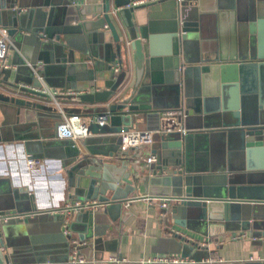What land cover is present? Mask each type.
<instances>
[{
	"label": "water",
	"instance_id": "95a60500",
	"mask_svg": "<svg viewBox=\"0 0 264 264\" xmlns=\"http://www.w3.org/2000/svg\"><path fill=\"white\" fill-rule=\"evenodd\" d=\"M78 1L81 0H0V27L24 56L19 63L11 62L12 70L3 65L0 67V84L16 90L19 89L16 80L19 78L23 85L32 89H23V92L46 102L49 96L41 92L43 85L66 91L88 90L65 97L89 107L84 112L65 108L60 111L52 104L14 98L0 92V112L6 105L15 107L17 114L23 112L24 129L18 131L20 135H13L16 138L11 141L24 142L26 158L43 160L48 157L50 147L58 148L62 152L59 159L63 161L73 198L80 202L96 201L103 206L101 210L81 211L70 218V233H79L78 226L83 227L76 240L61 231L66 246L65 264L71 260V243L78 244L76 252L81 256V245L98 236L87 234L90 226L105 214L107 226L114 224L122 203H131L125 192L135 194L140 183L148 189L149 195L176 200L169 211L162 210V222L167 221L169 214L172 227L203 236L220 227L222 231L216 234L218 237H241L246 233L249 239L262 244L264 33L255 37L253 25L260 19L258 24L264 27L261 21L264 0H183L180 4L166 0L168 3L160 5L164 0L138 6H131L135 0H102L96 14L92 12L98 17L90 21L86 20L85 13L91 9L81 10ZM193 2L197 6H193ZM203 2L207 4L204 6ZM21 6L26 8L25 11ZM158 8H171L169 17L173 20L168 33L161 37L150 35V21ZM210 11H220L232 22L239 21L241 36L236 49L227 54L218 56L207 52L206 56L197 58L192 48L199 32L200 13ZM60 15L66 17V23L59 22L57 17ZM99 31L106 32L110 38V43L102 46V53L96 47V44L102 45ZM76 37L94 44L96 50L93 52L80 46ZM158 40L165 48L162 52L156 50ZM129 51L134 76L131 85L127 81V71L123 69ZM37 62L43 64L42 69H38ZM87 63L93 64V68L89 70ZM160 63L161 80L154 73ZM114 64L120 69L117 74L112 68ZM79 70L84 74L80 77L82 86L75 81ZM256 75L260 76L261 85L258 97L253 98L245 93L251 92L250 81ZM209 81L221 84L222 98L220 103L217 99L209 109L205 106L200 110L196 105L201 96L191 95L190 86L195 83L197 89L198 83ZM108 102L110 106L106 107ZM166 109L185 112L176 123L159 121L152 151L157 155L154 168L159 175L153 171L150 180L131 174L124 163L120 166L111 163L114 158L121 160L122 155L120 151H115V155L103 151L101 145L105 141L88 139L110 134L121 146L122 134L141 126L142 121L148 124L151 118L161 119L159 116ZM63 116L86 119L89 136L78 141L71 138ZM46 118L55 121L52 136L40 135L34 130L42 128ZM100 118H107L108 123L100 124ZM168 124H172L170 131L165 130ZM4 133L0 126V143H10ZM48 139L61 140L54 145L44 144ZM211 156L212 159L215 157V166L211 164ZM120 182L125 185L123 194L118 187ZM24 201L16 197L14 191L0 195V264H45L56 252L44 250L26 254L10 250L12 238L27 232L38 216L48 214L39 215L32 209L23 208ZM100 211L104 215H100ZM57 212L54 217L62 226L66 217ZM112 212L116 213V218ZM170 233L171 237L162 238L163 254L190 258L193 264H203V260L210 257L208 249L200 246L198 241L178 232ZM118 257L122 262L121 254Z\"/></svg>",
	"mask_w": 264,
	"mask_h": 264
},
{
	"label": "crops",
	"instance_id": "0c3cea01",
	"mask_svg": "<svg viewBox=\"0 0 264 264\" xmlns=\"http://www.w3.org/2000/svg\"><path fill=\"white\" fill-rule=\"evenodd\" d=\"M166 3L168 2L165 0L160 3V5H165ZM194 3L195 2H193L192 5L197 6ZM77 4L83 11H87V9L89 11V9H91V12L85 13V18L87 17L86 20L90 21L98 17L97 15L93 16V14H96L97 9L101 7L102 0H81L78 1ZM206 4L207 2H203L204 6ZM189 5H191V2H189ZM21 7L22 11H25L26 8L24 6ZM200 8L203 9V6H200ZM170 13L171 8H158L154 12V16L150 21V29L152 31L151 34L149 33L150 35L161 37L168 33L167 30L171 27L173 21L169 17ZM57 19L60 20L59 22H67L66 17L61 15L57 17ZM258 20L260 19H256L253 25L255 37L258 36V33L261 35L264 33V27L259 26L258 23L260 21ZM261 21L264 22V17L261 18ZM239 29V21L232 22L231 18L226 17V15H223L220 11L216 13L213 11L200 13L199 32H197L196 44L192 48L194 55L197 56V58H201L206 56L207 52H211L220 56L227 54L232 51V49H236L239 43V36H241V31L239 32ZM260 30H262V32H260ZM99 34L102 35L100 38L102 45L99 47V44H96V47L99 49L100 53H102V46L109 44L110 38L106 32L99 31ZM76 42L80 46L84 45L88 47L90 50H93V52L96 50L94 44L88 41H80L76 37ZM156 50L158 52L165 50V48H162L160 40L157 41ZM105 54L104 52V55ZM21 59H24V56L15 49L13 41L8 38V53L6 60L3 62L4 66L8 70H12L11 62L14 61L19 63ZM87 64L89 70L93 68V64ZM0 67H3L2 63H0ZM37 67L38 69H42L43 64L37 62ZM112 68L115 73V68L119 67L117 64H114ZM123 69L127 71V81L128 84L131 85L134 81V76L130 51L124 60ZM79 72L80 73L77 72L76 74L77 78L75 77V81H78L77 84L82 86V82L80 81L81 78L84 77V74L82 70H79ZM154 73L156 78L159 80L162 79L161 63ZM22 78H25V76ZM16 80L19 82V85H23L21 79L18 78ZM250 82H252V84L250 83V85H252L251 92L245 94L257 98L259 95V86L261 85L260 76L256 75L252 77ZM99 86H101V84ZM7 90L9 91L10 89L0 84V92H6ZM77 90L82 91L80 88ZM87 91L88 90L83 89V92ZM190 93L191 95L198 94L201 96L198 97L199 103L196 107L203 110L205 106L209 109L211 105H214L213 102L215 103L217 99H219L220 103L223 91L220 83L216 84L215 82L209 81L198 83L197 89L196 84L192 83L190 86ZM32 101L45 104L43 99L35 96L32 97ZM58 101L61 108L59 109L60 111L65 108L73 112H84V110L89 108L74 99L59 98ZM166 111H168V109H166ZM189 111L192 112V110ZM159 118H161V115ZM45 120L46 121L42 124V128H39L38 131L37 128H34V130L39 132L40 135L52 136L55 130V121L49 118ZM161 120L162 119L157 120V117H154L149 120L148 124L142 121L141 126L132 129V131H151L155 135L158 133L155 129ZM83 122H86V120L83 119ZM0 126L6 132L4 133L5 139L10 142L0 143V195L14 191L16 197L25 200L23 208L32 209L39 215L48 212L47 216H38L23 235H17L12 238L13 242L10 250H15L17 252L20 250L19 252H24L26 254H34L35 252L44 250H56L51 256L52 260H46L45 264H65L64 256L66 253V246L64 240L61 238L63 237L61 234L62 226H60V221L55 219L54 214L62 209L66 203H73L78 199L73 198V190L69 186L62 163L63 161L59 159L61 158L62 152H59L60 150L56 147H50L48 150L49 155H47V158L41 160L42 165L40 167L27 168L25 163L26 155L24 142L21 140H14L16 137H12L13 135H20L18 131L24 129L25 120L23 112L21 111L17 114L15 107L11 105L4 106V111L0 112ZM12 127L15 128L16 131H12ZM12 138H14L13 141H11ZM88 139L91 142L105 141V143H102L103 145H101V147L106 153L114 152L115 155V151H120L122 159L118 160L114 158V160L112 159L110 162L117 166L124 163L128 171L136 177L149 178L150 180L153 178V171H156V175H159L157 168H154V164L147 166L143 160L155 149L154 142L150 147L123 150L121 146H118L114 142V137L110 134L90 136ZM59 140L61 139L44 140V144L54 145L58 143ZM51 153H53V155ZM210 160L211 164L215 166V157L212 159L211 156ZM118 187L120 190H123V194L125 190L124 183L120 182ZM125 194L127 195V200L131 199V203L129 205L125 203L126 201L122 203L119 218H116V213L112 212L111 215L117 219L114 224L108 227L105 219L107 216L103 214V211H100V215L104 216L100 217L97 223H93L87 231V234L90 232L91 235L94 234L98 236L91 240H86L83 245H81V257L86 260L85 264H147L157 256H179L175 254H163V252H165V245L162 242V238L171 237L170 232H178L194 241H198L199 244H205L206 246L204 247L208 249L210 257L207 260H203V264H264V239L262 244H257L249 239L246 233L241 237L236 236L232 238L229 235L218 237L216 234L219 233V230L222 231L220 227L216 228V231L213 229L212 231H207V236H203L196 232H190L176 226L172 227V220L169 214L166 218L167 221L162 222V210L157 206H148L141 200L135 199L145 195L154 196L149 195L148 189L144 188L141 183L139 185V190L135 194H127L126 192ZM169 210L170 209L167 211ZM82 230L83 227L78 226L77 231L80 233ZM201 230L203 231L204 229ZM79 233H71V237L76 240L78 236L81 235ZM120 254L123 259L122 262L118 261V256ZM91 256H93V258Z\"/></svg>",
	"mask_w": 264,
	"mask_h": 264
},
{
	"label": "built area",
	"instance_id": "2783aa9c",
	"mask_svg": "<svg viewBox=\"0 0 264 264\" xmlns=\"http://www.w3.org/2000/svg\"><path fill=\"white\" fill-rule=\"evenodd\" d=\"M164 0H137L132 3L131 6H138L143 4L155 3ZM177 3H181L183 0H175ZM8 53V37L6 31L0 27V63L4 66V61L6 60ZM120 70L119 68H115V73H118ZM23 89H31V87L26 85H19V89L16 90H7L6 95L14 98H24V99H31L32 96L23 92ZM32 90V89H31ZM42 93L47 94L49 96V101H43L45 104H52L55 105L58 109H60L59 98H65L68 96H77L83 94V91H66V90H53L49 89L46 85H43ZM106 107L110 106V102L105 104ZM183 110H168L161 114V119L163 121H170L176 123L177 119L183 115ZM64 125L67 128L68 135L73 139L79 138H86L89 136L86 128V122H83V118L79 116H70L66 117L63 116ZM86 120V119H85ZM100 124L108 123L106 120L107 118H100ZM172 124H168L165 126L166 131L172 130ZM153 137L154 133L151 131H129L125 134H122V141H121V148L123 150H127L129 148L138 149L141 147H150L153 145ZM144 162L147 166H151L155 164L157 161V155L151 152L145 157ZM26 166L27 168H36L42 165L41 160L29 159L26 158ZM138 200L146 203L148 206H157L160 210H168L170 205L176 202L173 198H164V197H155V196H141ZM103 208L102 205L97 203L96 201H87V202H80L75 201L73 203H66L62 209H60L56 214L65 215L64 222L62 224V231L65 236L71 235L69 231V224L70 218L73 215L80 213L81 211H98ZM202 247L206 246L205 244H199ZM78 244L76 242L71 243V253L70 257L71 260L69 264H85L86 260H84L81 256H77V249ZM114 259V258H113ZM113 262L112 260H109ZM152 264H193L192 260L189 258H184L181 256H174V255H163L154 257L152 260L149 261Z\"/></svg>",
	"mask_w": 264,
	"mask_h": 264
}]
</instances>
